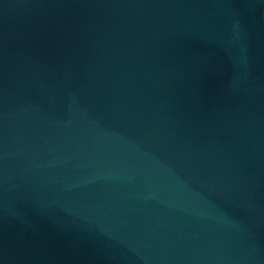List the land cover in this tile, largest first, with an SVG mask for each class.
Wrapping results in <instances>:
<instances>
[{"label":"water","instance_id":"water-1","mask_svg":"<svg viewBox=\"0 0 264 264\" xmlns=\"http://www.w3.org/2000/svg\"><path fill=\"white\" fill-rule=\"evenodd\" d=\"M0 264H264V0H0Z\"/></svg>","mask_w":264,"mask_h":264}]
</instances>
